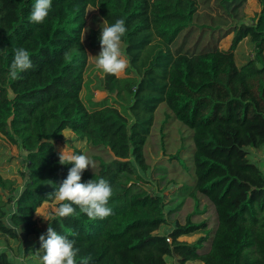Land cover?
<instances>
[{
	"label": "trees",
	"instance_id": "1",
	"mask_svg": "<svg viewBox=\"0 0 264 264\" xmlns=\"http://www.w3.org/2000/svg\"><path fill=\"white\" fill-rule=\"evenodd\" d=\"M247 2L53 0L48 18L36 24L29 19L35 0H0V134L26 156L21 189L0 174V235L34 237L30 249L42 256L39 237L51 224L75 241L77 264L85 257L89 264H264V154L261 161L254 157L264 153V0H257L261 9L252 22L246 21ZM89 7L107 26L125 20L129 61L126 76L106 74L109 96L90 108L81 97ZM231 34L233 44L222 49ZM100 35L88 36L90 49L101 48ZM246 38L255 58L239 67L236 50ZM20 47L29 51L33 68L13 80L8 72ZM162 103L193 131L196 175L194 186L170 196L169 203L183 200L168 210L164 193L175 181L159 175L144 153ZM66 130L111 155L89 166L81 182L108 181L114 215L91 220L77 208L69 217L54 214L40 230L37 210L54 202L73 166L59 163L56 144ZM152 179L166 187L151 191ZM200 196L214 206L217 227L210 237L180 241L207 230V222L193 221L197 212L184 223L174 219L186 198L198 207ZM0 264L20 263L3 251Z\"/></svg>",
	"mask_w": 264,
	"mask_h": 264
},
{
	"label": "rangeland",
	"instance_id": "2",
	"mask_svg": "<svg viewBox=\"0 0 264 264\" xmlns=\"http://www.w3.org/2000/svg\"><path fill=\"white\" fill-rule=\"evenodd\" d=\"M260 9L257 0H248L245 10L247 15L246 21L252 22L260 12ZM106 26L99 11L96 8L89 7L86 14V26L83 30V42L88 51V64L81 92V97L88 108H90V102L104 101L109 96L104 86L106 73H103L102 70L95 66V56L100 54L101 48L90 49L88 45V36L91 32H101L102 28ZM182 41L183 38L181 37L179 44L182 43ZM233 42L234 35L231 34L220 42V47L222 49H229ZM121 52L123 57L127 59L125 44L123 42H121ZM253 58H255L254 45L248 38L243 39L238 44L236 50L237 65L240 67ZM123 76H126V74L124 73L120 77ZM154 119V126L151 136L145 146L144 153L147 162L163 172V174L159 175L166 176L168 180L175 181L174 184L176 186L171 184L168 185L169 187H167L164 193L166 195V202L169 204L166 207L168 210L171 207L174 208L176 204L183 200V196H181L177 198L174 203H169L170 196L173 193L179 192L182 186L191 187L195 185V164L192 158L194 150L192 142L193 131L173 117L166 103H162L158 106L154 114ZM56 147L60 153L66 150L67 154H86L95 162V166H97L99 159L109 161L112 158L107 151L92 148L85 141L76 138L75 135L68 130L63 133L62 139L57 142ZM263 154L264 153L260 151L255 153L254 157L257 161H261L263 159ZM172 156H174V158H171ZM25 157V152L23 150L10 144L0 134V174L4 178L16 180L18 188L20 189L24 182L22 174L26 172L24 165ZM164 185L163 183L161 186L166 187ZM162 187L157 185L155 179H152L148 184V188L151 191H159ZM171 199H174V197L172 196ZM199 200L200 204L196 207L194 200L186 198L182 208L176 213L174 219L178 220L180 223H184L189 214L197 212V215L193 217V221L196 223L207 222V230L189 236H183L179 239L180 241L194 242L203 235L210 237L217 227V215L214 206L203 196H200ZM57 203L59 202L56 200L52 203H44L37 210L35 220L40 230L46 228L49 222L48 220L55 214ZM167 229L168 226H164L161 231L164 232ZM34 242V237L25 238L22 234L19 235L17 239L0 235V252H7L12 260L20 264H42L41 253L30 249V246ZM174 262V259L168 260V264H174ZM187 264L201 263L190 261Z\"/></svg>",
	"mask_w": 264,
	"mask_h": 264
},
{
	"label": "clouds",
	"instance_id": "3",
	"mask_svg": "<svg viewBox=\"0 0 264 264\" xmlns=\"http://www.w3.org/2000/svg\"><path fill=\"white\" fill-rule=\"evenodd\" d=\"M52 4L53 0H35L29 17L30 21L36 24L44 23L52 10ZM126 33V22L122 18L117 19L114 24L102 28L99 37L101 52L95 56V66L103 73L119 78L128 68L129 61L123 57L121 52L122 37ZM65 59H70L69 53H65ZM32 68L33 62L29 51L23 47L15 49L8 72L10 78L15 80L20 73ZM59 163L73 166L69 169L67 178L52 194L54 199L59 202L55 210L57 217L72 216L76 214L77 208L91 220L97 218L103 220L114 215L113 208L109 206V201L114 194L110 183L103 178L98 181L94 179L87 183L81 182L82 173L89 166L92 169L95 168V162L89 156L83 153L67 154L66 150H63L59 154ZM39 240L43 251L42 264H77L80 249L75 246V241L59 234L51 224L46 234H42ZM90 259V257L81 258L80 264H89Z\"/></svg>",
	"mask_w": 264,
	"mask_h": 264
},
{
	"label": "built area",
	"instance_id": "4",
	"mask_svg": "<svg viewBox=\"0 0 264 264\" xmlns=\"http://www.w3.org/2000/svg\"><path fill=\"white\" fill-rule=\"evenodd\" d=\"M168 241H170V239H168Z\"/></svg>",
	"mask_w": 264,
	"mask_h": 264
},
{
	"label": "bare ground",
	"instance_id": "5",
	"mask_svg": "<svg viewBox=\"0 0 264 264\" xmlns=\"http://www.w3.org/2000/svg\"><path fill=\"white\" fill-rule=\"evenodd\" d=\"M44 204V203H43Z\"/></svg>",
	"mask_w": 264,
	"mask_h": 264
}]
</instances>
